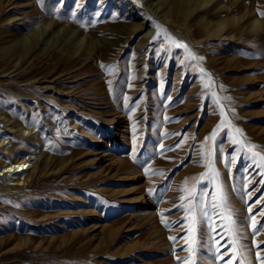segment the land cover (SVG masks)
<instances>
[{
	"label": "rangeland",
	"instance_id": "1",
	"mask_svg": "<svg viewBox=\"0 0 264 264\" xmlns=\"http://www.w3.org/2000/svg\"><path fill=\"white\" fill-rule=\"evenodd\" d=\"M258 12L264 0H0V171L35 150L25 175L0 173V264H191L192 249L222 264L218 189L243 247L264 242Z\"/></svg>",
	"mask_w": 264,
	"mask_h": 264
},
{
	"label": "snow or ice",
	"instance_id": "2",
	"mask_svg": "<svg viewBox=\"0 0 264 264\" xmlns=\"http://www.w3.org/2000/svg\"><path fill=\"white\" fill-rule=\"evenodd\" d=\"M39 2V0H38ZM259 15H264V12H258ZM73 16H75V13H73ZM159 36V32L157 33V37ZM157 37H153V39H156ZM169 40H171V37H168ZM175 46L177 48H183L186 52V58L189 59H203L202 57H195L194 54L191 53V51L188 49L187 45L184 44L183 42H176V41H172ZM181 63H183V61H181ZM103 67V65H102ZM200 72L204 75H207L206 73H204V69H200ZM208 80L211 81V77L208 76ZM206 88L209 87V84H205L204 85ZM223 86H221L222 88ZM211 95L214 97V103L221 109V116L223 117L224 112H223V105L220 104V98L216 97L215 93H211ZM223 99L228 100L230 99V97H223ZM167 119V117L165 118ZM221 127V124H218L216 126V128L213 129V131L211 132L210 136L205 137V140L207 141L208 139H215L216 135H217V129H219ZM241 130L240 129H235V132L239 133ZM176 135H179L178 133ZM233 143H239V141L233 140ZM179 146V145H177ZM251 147H255V145H252ZM163 150V149H162ZM211 155V153L209 152V156ZM253 155L255 157L259 158V166L261 168H264V156H261L260 153L256 152L253 153ZM206 167L209 168V170L211 171V160L209 159L208 164L206 165ZM146 174L149 172V169H145ZM207 173H202L201 177L202 178H206ZM188 183V178H186L185 180V184ZM148 191L152 192L154 190L149 189ZM181 191H184V189L182 188ZM189 194L191 197L190 200V206L186 207L185 205L181 204L179 205V207H185V211L189 212L192 211L193 208L195 207V201H196V197H197V193L192 192L191 190H189ZM179 199L181 201H185L186 197L184 195H181L179 197ZM213 208L216 209H221L222 211L218 214V218L223 220V221H227L226 224H222L221 228L224 231V234H227L230 236V240L231 243L225 248V252L223 254L220 253V248L223 247V245H221L220 243V239H223V236L220 237V239H215V237H213L214 240V244H215V254H216V258L218 260H220L222 262V264H252L251 261L248 260V253L252 250L256 251V261L259 262V264H264V256H262L260 253L261 251H264V247H262V244H264V242L261 243H254L253 245V249L248 250L245 249L243 247V245L240 243L241 237H239L237 235L238 233V226L236 224V220L233 218L232 216V210L228 207V201H227V197L223 194L222 189H218L216 195L213 197ZM249 213H250V218L253 221L251 224V227L253 229V234H256L258 232V227L257 224L261 223V222H257L255 220V216L254 214H252V209L249 208ZM161 216H163V213L160 214ZM204 215H207V213H204ZM262 215H264V213H262ZM195 217H193L192 223L195 224ZM162 224H165V226H167V221L165 220H161ZM195 229L193 227H189L188 232L189 235H193L194 234ZM215 231V230H213ZM219 235V234H217ZM169 239L171 240H175L177 239L176 237H170ZM192 243L195 244L196 241L195 239L192 240ZM195 254V249H192V251L190 252V255L187 259H189V261L191 262V264H195V260L193 259V256ZM227 256L228 259L225 260L224 257ZM177 261H181L182 258L181 257H176Z\"/></svg>",
	"mask_w": 264,
	"mask_h": 264
},
{
	"label": "bare ground",
	"instance_id": "3",
	"mask_svg": "<svg viewBox=\"0 0 264 264\" xmlns=\"http://www.w3.org/2000/svg\"><path fill=\"white\" fill-rule=\"evenodd\" d=\"M32 33H35V32H32ZM29 37V36H28ZM36 37V35L34 36V35H32V36H30V41H32L33 39H36L35 38ZM26 40V39H25ZM37 40V39H36ZM38 41V40H37ZM25 44V48H22L21 47V52H22V54L24 53V54H28L29 53V49L31 48V46H30V44H31V42L30 43H28V42H26V43H24ZM19 54V53H18ZM57 55V57H56V60L57 61H60V60H62V58H61V56L60 55H58V54H56ZM23 57V56H22ZM37 63H39V62H37ZM29 154H30V156H28L27 158H19V159H16V161L14 162V164H12V165H9V168L8 169H4L3 171H0V173H3V172H5V171H7V170H10L11 172L12 171H14V172H19V174H21V175H25V173H26V171H27V169L29 168V166H30V164H31V160H32V158L33 157H35L34 156V154H35V150L34 149H31L30 150V152H29ZM25 156H26V154H24ZM27 155H28V153H27ZM13 173V172H12Z\"/></svg>",
	"mask_w": 264,
	"mask_h": 264
}]
</instances>
